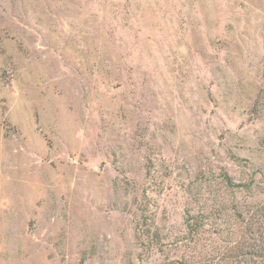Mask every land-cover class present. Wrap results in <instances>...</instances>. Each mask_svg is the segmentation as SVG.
Masks as SVG:
<instances>
[{"label":"rangeland","instance_id":"1","mask_svg":"<svg viewBox=\"0 0 264 264\" xmlns=\"http://www.w3.org/2000/svg\"><path fill=\"white\" fill-rule=\"evenodd\" d=\"M263 221L264 0H0V264H251Z\"/></svg>","mask_w":264,"mask_h":264},{"label":"trees","instance_id":"2","mask_svg":"<svg viewBox=\"0 0 264 264\" xmlns=\"http://www.w3.org/2000/svg\"><path fill=\"white\" fill-rule=\"evenodd\" d=\"M191 224H189V227ZM258 243L256 245L253 254H255L256 259H251V264H264V221L259 224L258 227ZM253 254H251L253 256Z\"/></svg>","mask_w":264,"mask_h":264}]
</instances>
